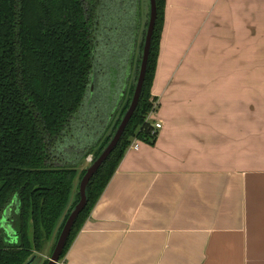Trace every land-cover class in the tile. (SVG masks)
I'll use <instances>...</instances> for the list:
<instances>
[{
	"label": "crops",
	"instance_id": "obj_1",
	"mask_svg": "<svg viewBox=\"0 0 264 264\" xmlns=\"http://www.w3.org/2000/svg\"><path fill=\"white\" fill-rule=\"evenodd\" d=\"M152 95L155 144L128 149L59 264H264V0H166Z\"/></svg>",
	"mask_w": 264,
	"mask_h": 264
},
{
	"label": "trees",
	"instance_id": "obj_2",
	"mask_svg": "<svg viewBox=\"0 0 264 264\" xmlns=\"http://www.w3.org/2000/svg\"><path fill=\"white\" fill-rule=\"evenodd\" d=\"M136 2L133 12L138 10L143 20L135 44L138 55L135 80L128 81L110 118L107 111L98 121L99 112L95 110L100 103L93 102L86 116L92 117L84 122L88 124L86 135L89 133L93 139L87 142L81 141L82 133L77 136L74 118L83 109L92 78L95 80V35L107 0H0V223L12 205L10 224H16L12 241L0 229V264H26L33 256L43 253L46 244L55 238L52 256L81 198L80 182L87 169H80L81 166L89 157L96 160L101 155L129 109L149 17L146 0ZM157 6L158 17L138 107L118 146L89 183L88 204L76 220L61 260L90 218L133 142L154 145L158 138L148 117L157 104L152 87L166 0H157ZM117 19L113 16L112 20ZM83 127L79 125L78 129ZM101 128L102 133L95 141ZM69 139L75 142L69 146L72 151L67 144ZM75 145L80 146L77 152L73 151ZM48 262L49 259L43 264Z\"/></svg>",
	"mask_w": 264,
	"mask_h": 264
},
{
	"label": "rangeland",
	"instance_id": "obj_3",
	"mask_svg": "<svg viewBox=\"0 0 264 264\" xmlns=\"http://www.w3.org/2000/svg\"><path fill=\"white\" fill-rule=\"evenodd\" d=\"M124 2H126V4H124ZM107 3L106 7H104V12L100 14L95 35V81L97 82L98 79L102 80L100 83L102 85V91L95 90L91 98L87 96L83 109L75 116L74 120L77 121V125L73 128L74 130H78L77 136L81 134L80 131L83 126V131H88V124L85 125L84 122L86 119H89V116H86L89 115L93 106L92 101L100 103V106L95 111L99 112L98 121H101V116L107 113L108 109L111 107V103L116 99L120 88L122 86L125 88L128 81L131 82L135 80L136 76L137 64L135 59L136 57L138 58V55H136L135 44L139 27L142 24L143 14L140 15L138 10L136 13L133 12L137 8L135 7L137 5L136 0H107ZM112 15L118 19L116 21L112 20ZM114 25H116L115 29H113ZM102 76H105V78ZM91 117L90 115V119ZM93 117H95V115ZM79 125L81 128L78 129ZM95 125H97L96 121L94 122V126ZM67 139L65 141H67ZM67 144L69 147L75 144V142L71 143L69 139ZM81 146H83V144ZM79 148L80 146L75 145L73 151L77 152ZM70 151H72L71 148ZM85 163L86 162H84L83 165ZM0 224V229L6 237L10 238L11 241L12 239L14 240L16 235L14 227H16V224L13 223L12 226H7L4 221ZM54 242L55 238L46 244L43 253L39 254L42 259H50Z\"/></svg>",
	"mask_w": 264,
	"mask_h": 264
},
{
	"label": "water",
	"instance_id": "obj_4",
	"mask_svg": "<svg viewBox=\"0 0 264 264\" xmlns=\"http://www.w3.org/2000/svg\"><path fill=\"white\" fill-rule=\"evenodd\" d=\"M146 14L149 15L148 26L146 30L145 43H144V48H143V53H142V61L140 65L139 76L136 81V87H135L131 105L129 109L127 110L126 114L124 115V117L122 118V121L119 127L117 128L114 136L112 137L110 143L107 145V147L104 149V151L101 153V155L96 160H93L92 158V160L90 161V165L87 167L86 173L80 182V188H79L80 197H81L80 201L75 206L73 211L71 212L59 236L58 242L56 244V247L53 251L51 258L49 259L48 264H59L60 263L62 254L66 248L67 241L76 223V220L78 219L79 215L83 212V210L86 208L88 204V196H87L88 185L91 182L92 178L96 175V173L100 170V168L107 161L108 157L111 155L114 149L118 146L130 120L132 119L138 107L140 97L142 94V90H143V86H144V82H145V78H146V74H147L152 40H153L156 21L158 17L157 0H146ZM11 208H12V205L6 210L4 214V218L2 221H4L5 224L7 221L8 212H10ZM41 262H42V258L38 255H35L26 264H41Z\"/></svg>",
	"mask_w": 264,
	"mask_h": 264
},
{
	"label": "built area",
	"instance_id": "obj_5",
	"mask_svg": "<svg viewBox=\"0 0 264 264\" xmlns=\"http://www.w3.org/2000/svg\"><path fill=\"white\" fill-rule=\"evenodd\" d=\"M157 107H158V104L155 105V110L148 117V121H150L153 124V127H154L153 134L154 135H158L159 131L163 128V123L162 122L156 121V122L153 123L151 121V116L156 113ZM129 149H134V150L139 149V142H138V140L134 141L133 144L130 146Z\"/></svg>",
	"mask_w": 264,
	"mask_h": 264
},
{
	"label": "flooded vegetation",
	"instance_id": "obj_6",
	"mask_svg": "<svg viewBox=\"0 0 264 264\" xmlns=\"http://www.w3.org/2000/svg\"><path fill=\"white\" fill-rule=\"evenodd\" d=\"M102 77H104L105 78V76H102ZM100 79H98V81H99ZM95 82V80L92 78V83H91V86H90V89H89V92H88V95L87 96H92V94H93V92L95 91V90H98V91H102V85L100 84L101 83V81L102 80H100L99 82ZM103 84V83H102ZM101 85V86H100ZM92 87H94V88H92ZM90 101H92V100H90ZM86 102V101H85ZM92 102H94V101H92ZM99 104V103H98ZM84 105H85V103H84ZM84 107V106H83Z\"/></svg>",
	"mask_w": 264,
	"mask_h": 264
}]
</instances>
